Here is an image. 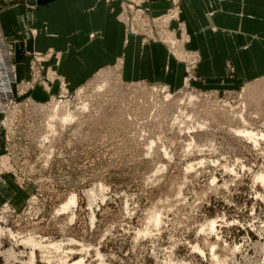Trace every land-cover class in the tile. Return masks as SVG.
<instances>
[{
	"label": "rangeland",
	"instance_id": "obj_1",
	"mask_svg": "<svg viewBox=\"0 0 264 264\" xmlns=\"http://www.w3.org/2000/svg\"><path fill=\"white\" fill-rule=\"evenodd\" d=\"M180 2L116 10L124 40L182 63L176 84L124 78L118 58L70 81L60 50L27 45L36 29L11 92L0 61V264H264V73L205 83Z\"/></svg>",
	"mask_w": 264,
	"mask_h": 264
},
{
	"label": "crops",
	"instance_id": "obj_2",
	"mask_svg": "<svg viewBox=\"0 0 264 264\" xmlns=\"http://www.w3.org/2000/svg\"><path fill=\"white\" fill-rule=\"evenodd\" d=\"M119 2L0 0V30L14 42L15 57L20 60L23 34H28L24 30L36 29L30 31L34 37L27 39V45L60 50L57 64L52 65L70 81L84 79L96 66L118 58L124 78L178 83L182 63L162 43H144L136 34L124 40L116 17ZM167 4V0H147L153 13ZM180 6V20L189 36L187 45L201 54L199 69L205 83H236L264 73V0H181ZM91 32L98 33L90 38ZM228 61L236 75L227 73ZM26 62L24 57L17 62L19 74L26 73Z\"/></svg>",
	"mask_w": 264,
	"mask_h": 264
},
{
	"label": "built area",
	"instance_id": "obj_3",
	"mask_svg": "<svg viewBox=\"0 0 264 264\" xmlns=\"http://www.w3.org/2000/svg\"><path fill=\"white\" fill-rule=\"evenodd\" d=\"M13 49V45L8 42V40L3 37V34L0 32V61L2 60L3 69L7 72L9 70V76L3 81H7V88L6 91L11 92L10 90V81L14 82L15 78L11 75L13 72L12 63L10 60V55ZM14 75V72H13ZM12 77V78H11ZM5 94V93H4ZM10 93H7L9 95Z\"/></svg>",
	"mask_w": 264,
	"mask_h": 264
},
{
	"label": "bare ground",
	"instance_id": "obj_4",
	"mask_svg": "<svg viewBox=\"0 0 264 264\" xmlns=\"http://www.w3.org/2000/svg\"><path fill=\"white\" fill-rule=\"evenodd\" d=\"M168 34V33H167ZM165 36H167V35H165ZM21 92V91H20ZM191 98V97H190ZM5 106V105H4ZM13 109V108H12ZM6 110V109H5ZM7 114V113H6ZM68 115H66L65 117H63V119H62V121L63 120H66V119H69L70 117H71V113L69 114V113H67ZM8 116V115H7ZM70 120V119H69ZM7 121H8V119H7ZM66 122H67V120H66ZM5 124V123H4ZM8 127V126H7ZM6 127V128H7ZM51 128V127H50ZM4 131V130H3ZM237 132L240 134V135H242L243 137H246L247 139H249V140H252L253 142H256L258 139H259V133L258 132H255V131H253V130H251V129H240V130H237ZM3 133V132H2ZM261 134V136H260V138L261 137H263L264 136V133H260ZM259 135V136H258ZM246 139V140H247ZM257 143V142H256ZM257 178L264 184V174H259L258 176H257ZM75 203V198L72 196L70 199H69V201L67 202V203H65L64 204V206H63V208L64 209H66V208H68L69 206H71V205H73ZM152 217H155V216H152ZM153 220V219H152ZM154 220L155 221H158L157 220V215H156V217L154 218ZM213 226H214V221H212V222H210V230L212 229L213 230ZM211 230V231H212ZM214 256V255H213Z\"/></svg>",
	"mask_w": 264,
	"mask_h": 264
}]
</instances>
